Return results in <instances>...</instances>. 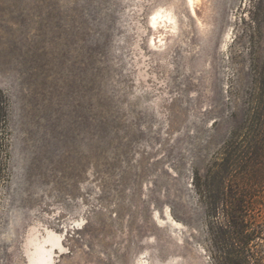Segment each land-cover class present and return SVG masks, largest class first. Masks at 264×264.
<instances>
[{
    "label": "rangeland",
    "instance_id": "1",
    "mask_svg": "<svg viewBox=\"0 0 264 264\" xmlns=\"http://www.w3.org/2000/svg\"><path fill=\"white\" fill-rule=\"evenodd\" d=\"M193 1L0 0V264L62 233L55 264H214L194 182L233 134L260 144L240 188L264 197V0Z\"/></svg>",
    "mask_w": 264,
    "mask_h": 264
},
{
    "label": "trees",
    "instance_id": "2",
    "mask_svg": "<svg viewBox=\"0 0 264 264\" xmlns=\"http://www.w3.org/2000/svg\"><path fill=\"white\" fill-rule=\"evenodd\" d=\"M261 96L264 99V93ZM5 111L6 107L0 105V120H4ZM250 122L258 126L264 122V100H257ZM245 131L249 133L250 127ZM239 138L233 134L223 148V157L194 182L210 214L222 215V222L209 227L215 251H219L211 253L214 264H248L246 252L253 257V264H264V218L256 211L259 204L264 205L259 202L264 197L241 190L243 179H247L252 167L258 166L262 149L252 137L243 142Z\"/></svg>",
    "mask_w": 264,
    "mask_h": 264
},
{
    "label": "bare ground",
    "instance_id": "3",
    "mask_svg": "<svg viewBox=\"0 0 264 264\" xmlns=\"http://www.w3.org/2000/svg\"><path fill=\"white\" fill-rule=\"evenodd\" d=\"M187 5H188V9L190 10V12L193 13V15H194V1L193 0H187ZM174 9H175V7H173V9H171V10H166V11H159L158 10L159 12L155 13L154 15L151 14V17L149 19L150 20L149 25H151L152 28L154 29V32L157 33V34H153V36L150 38L149 45H151V47L152 46L163 47L167 35L168 34H174L175 32L178 31V16H177V13H175ZM156 10H154V12ZM151 26H150V28H151ZM225 35H226L225 36V38H226L227 33ZM75 225L78 226V225H80V223H76ZM64 229H66V228H64ZM62 238H64L63 233L60 235L49 236L47 239H45V241H42L41 245H39L37 243L39 246L36 244V247L34 248V252L30 253L31 255L33 254L31 256L32 258L30 257L31 258L29 261L30 264H55V260H54L55 251L57 253H61L64 250ZM30 239H32V238H30ZM33 242L34 241H32L31 244H33Z\"/></svg>",
    "mask_w": 264,
    "mask_h": 264
},
{
    "label": "water",
    "instance_id": "4",
    "mask_svg": "<svg viewBox=\"0 0 264 264\" xmlns=\"http://www.w3.org/2000/svg\"><path fill=\"white\" fill-rule=\"evenodd\" d=\"M129 19H133V17L132 16H129ZM150 28V27H149ZM132 45V44H131ZM133 50V48H130V51H132ZM40 237V235H37L36 236V238H39ZM46 247V246H45ZM29 249H34V245H32ZM21 252V251H20ZM33 255V254H32ZM25 257H27V256H25ZM27 261H28V259H27Z\"/></svg>",
    "mask_w": 264,
    "mask_h": 264
}]
</instances>
